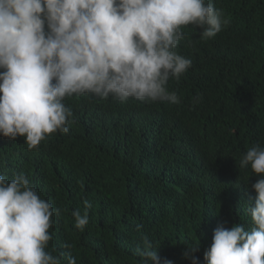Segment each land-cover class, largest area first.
<instances>
[{
	"label": "trees",
	"instance_id": "trees-1",
	"mask_svg": "<svg viewBox=\"0 0 264 264\" xmlns=\"http://www.w3.org/2000/svg\"><path fill=\"white\" fill-rule=\"evenodd\" d=\"M213 2L230 23L207 40L196 26L183 27L175 51L192 66L168 85L180 103L74 95L64 100L73 111L67 134L34 150L23 137L0 136V175L24 173L61 209L46 249L53 255L138 264L135 250L147 237L172 264H191L183 253L199 245L195 255L206 264L217 227H254L246 206H254L251 185L261 177L239 160L264 146V0ZM85 200L92 208L80 231L71 213L83 215Z\"/></svg>",
	"mask_w": 264,
	"mask_h": 264
},
{
	"label": "clouds",
	"instance_id": "clouds-1",
	"mask_svg": "<svg viewBox=\"0 0 264 264\" xmlns=\"http://www.w3.org/2000/svg\"><path fill=\"white\" fill-rule=\"evenodd\" d=\"M230 23L213 0H0V136L23 137L29 150L54 133L67 134L73 111L65 98L90 95L126 103H180L169 81H179L192 61L175 51L183 27L215 38ZM261 178L248 203L254 227L219 226L204 253L206 264H264V146L248 148L239 160ZM72 211L74 227L89 224ZM60 208L42 199L24 173L0 175V264H77L71 252L47 251ZM71 249L72 245L64 244ZM199 245L183 253L191 264ZM138 264H172L144 237Z\"/></svg>",
	"mask_w": 264,
	"mask_h": 264
}]
</instances>
